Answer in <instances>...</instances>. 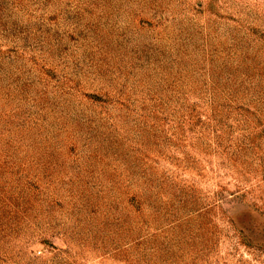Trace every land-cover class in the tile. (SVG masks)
<instances>
[{
    "label": "rangeland",
    "instance_id": "obj_1",
    "mask_svg": "<svg viewBox=\"0 0 264 264\" xmlns=\"http://www.w3.org/2000/svg\"><path fill=\"white\" fill-rule=\"evenodd\" d=\"M0 264H264V0H0Z\"/></svg>",
    "mask_w": 264,
    "mask_h": 264
}]
</instances>
